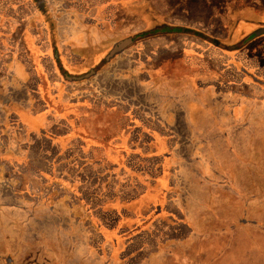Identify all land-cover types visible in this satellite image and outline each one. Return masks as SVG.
Here are the masks:
<instances>
[{
    "label": "crops",
    "instance_id": "0c3cea01",
    "mask_svg": "<svg viewBox=\"0 0 264 264\" xmlns=\"http://www.w3.org/2000/svg\"><path fill=\"white\" fill-rule=\"evenodd\" d=\"M217 1L176 3L184 22L165 15L155 22V14L147 12L148 27L192 31L156 36L167 40L156 44L162 47L156 56H169L156 73L170 74L156 82V96L145 98L149 82L143 81L134 82L142 90L137 95L116 99L97 83L88 92L70 90L91 85L110 66L103 70L97 63L103 54L114 55L111 36L100 37L90 28L66 33L59 28L63 5L50 15L36 12L28 1L0 0V185L27 184L22 169L34 163V152L42 153L45 169L30 182L55 185L64 193L39 197L47 209L56 199L66 210L57 214L52 208L48 214L64 213L68 223L57 229L73 248L62 264H264V0H226L215 8ZM192 11L200 20H187ZM70 19L73 28L87 24L79 16ZM92 44L97 52L89 56L85 51ZM53 104L70 116L52 112ZM90 121L99 124L91 128ZM32 122L40 126L33 135ZM101 134L116 141L94 146L91 135ZM34 138L48 142L49 150H33ZM75 146L84 148L87 161L62 157ZM70 165L72 173L83 165L93 169L88 182L95 191L89 197L81 193L84 180L65 174ZM6 166L12 177L2 180ZM111 167L124 174L100 175ZM13 194L20 198L23 192ZM231 197L238 200L237 209L232 204L236 214L220 215L223 200ZM110 214L113 223L106 218ZM212 219L228 226L208 230ZM19 231L42 232L36 223Z\"/></svg>",
    "mask_w": 264,
    "mask_h": 264
},
{
    "label": "rangeland",
    "instance_id": "374dc122",
    "mask_svg": "<svg viewBox=\"0 0 264 264\" xmlns=\"http://www.w3.org/2000/svg\"><path fill=\"white\" fill-rule=\"evenodd\" d=\"M176 1L178 0H48L49 5H45V12L48 14H50V12L51 14L53 12L56 14L58 11L57 9H60L63 5L64 15L60 17L61 20L59 24L61 27L59 28L64 29L66 33L71 34L73 33L72 31H76L77 28H80V31L90 28V31L94 33L97 32L100 37L111 36L114 39L112 44H114L116 41H119L122 36L126 37L125 35H128L133 38L139 32L143 31L144 28H148L146 29L147 31L138 34L139 39L136 38L134 43L109 67H107L103 73H101L97 81H94L91 85H79V87L82 88V91L78 90L79 87H75V89L71 88L70 90H73L74 92H85L86 90V92H88L89 87L94 86L97 83V87H108V90L101 89V91L106 93H109V91L112 92V94L117 95L116 99L132 98L137 95L139 91H142L134 82L150 81L149 85L145 84V98L154 95L156 96V73L154 74V72H152L153 67L151 66L152 64H155L154 66L156 67V54L161 53L159 50H162L160 49L162 47L156 46V44L159 43L164 45L167 43V40L156 41V36L153 37V35L156 34V32H161V35H169L175 30L180 29L174 28L173 26L165 27L156 24L153 27H148L149 23H147V18L145 16H148L147 12H150L155 14V22L156 16L163 17V15H165L168 20L184 22L186 17L185 15L180 14L179 8H176ZM222 1L223 0L218 1V3ZM172 9L175 10L173 13L169 14V11L171 12ZM195 12L199 13V10H195ZM195 12L193 15H188L187 20L193 19L198 21L199 15ZM74 16L84 18L85 21H87V24L75 28L69 26L68 24L71 21L70 18ZM94 22H96V25ZM89 23H91L90 26H88ZM122 24L125 26H121ZM261 31L263 32L264 29ZM149 36L151 37L144 39ZM92 45L93 46L88 47L87 51H85L89 56H94L97 52V50H95L96 45ZM74 51L78 52L77 55L79 54L82 57H85L80 50L74 48ZM128 83L129 85L127 86ZM15 98L21 100V94L17 93ZM117 102L120 101L117 100ZM42 140L43 139L36 138H34L33 141L30 140L33 143V150H37L40 146L43 147V149H46V151L49 150V146H47L49 143ZM146 141L147 137L144 142ZM20 143H24L23 138ZM72 149L74 150L73 152L65 151L62 157L64 159L69 158L70 161H72L74 157H80V162L88 160L87 156L82 151L84 148L75 146ZM41 156V152H34V163H32V167L22 169L24 175L27 177V184H20L18 181V184H14V186H9L7 184L0 185V264H62L55 256L62 252L64 244L58 243L55 240H50L51 243H48V241L43 238L44 236L42 237V234L49 235V238H54L56 235V227L60 224H67V221L62 223V219L64 218H58L59 215H48L51 213L52 208H55V212L58 214L63 210V205H59L58 201L53 199L49 202V205L53 207L47 209L45 205L43 206L41 202L38 201V199L39 197L44 196L46 192L54 191L58 194L57 196H62L64 193H62L61 190L57 192L58 188L55 185L45 186L40 184L39 181L34 182L35 180L30 182L32 176H36L37 172L45 169ZM255 157L258 158L259 156ZM121 165H123V163ZM86 166L87 165H83L77 173H72L71 171H73V169L72 165H70V169H68L69 171L65 170L64 172L68 176L77 177L76 179L79 178L82 182L84 180L86 184H81V193L85 197H89L95 190L89 187L88 181L89 179L94 178L95 174L93 169ZM100 171V175L102 176H108L109 174L116 175V173L124 174L123 172H119L115 167ZM19 172L20 171H17L16 176L20 175L18 174ZM2 174V180H5L8 176H10V178L12 177V173L7 166L4 167ZM21 178L23 180V176H21ZM14 189H16V192H23L22 197L19 198V196L13 194ZM109 189V191H111L112 188ZM31 192L33 193L32 196H30ZM227 195L228 194L225 193L224 196ZM231 199V201L223 200L225 205L223 204L224 207L220 210V215L229 216L236 214L238 200L232 197ZM232 204L236 205V209L232 207ZM4 207H11L12 212L8 213L3 210ZM106 218L110 223L114 222V218L111 214L107 215ZM253 219L263 220L260 217H253ZM257 222L262 223V221ZM35 223L40 224V230L43 233H33L31 231L28 233H21L19 231L24 225L31 226V224ZM10 224L17 226L15 227L17 230L14 228L9 230L8 226ZM85 224L87 223L83 221V226L79 227L83 232L86 229ZM226 226H228V223L222 222V219L220 221L212 219L206 223L208 230L220 229ZM81 236H83V234H81ZM206 236L209 235L206 234ZM210 237L214 238L216 236L210 235ZM189 251L192 253L193 248H190ZM155 258L156 257L153 258V261Z\"/></svg>",
    "mask_w": 264,
    "mask_h": 264
},
{
    "label": "flooded vegetation",
    "instance_id": "af4514ba",
    "mask_svg": "<svg viewBox=\"0 0 264 264\" xmlns=\"http://www.w3.org/2000/svg\"><path fill=\"white\" fill-rule=\"evenodd\" d=\"M8 1H16V0H8ZM19 1V0H18ZM20 1H28L29 3H31L32 5H34V9L36 10V12L37 11H41V12H44L45 13V10H44V8H45V5H49V4H46V2H48V0H20ZM221 1V0H220ZM229 1V0H228ZM241 0H239V2H240ZM253 0H250V2H252ZM176 3H182L181 2V0H178V1H176L175 2V5H176ZM224 3H226V0H223L222 2H220V3H218V1L217 2H214V3H212L213 4V7H215V8H223V5H224ZM248 2H246V1H243V5L244 6H246V4H247ZM190 4H192L191 3V0H190ZM195 4V3H194ZM241 5H242V3H240ZM254 4V3H253ZM194 5L192 4V7H193ZM175 9H172L171 10V12H170V14L171 13H173V11H174ZM223 11H224V9H223ZM179 12H180V14H182V15H184L181 11H180V9H179ZM194 14V11H192L191 13H190V15H193ZM186 17V16H185ZM194 18V17H193ZM198 18H199V20H200V14H199V16H198ZM227 20V19H226ZM121 26H125L124 24H122ZM127 26V25H126ZM146 29H148V28H144L143 29V31H141V32H145V31H147ZM180 30H175L174 32H180V33H182V32H188V31H190L191 29H189V28H179ZM163 31V30H162ZM192 31V30H191ZM141 32H139V33H141ZM173 32V33H174ZM138 33V34H139ZM138 34L136 35V36H134L133 38L132 37H129L128 35H125L126 37H124V36H122V38L119 40V41H116L114 44H112V46H111V48L109 49L110 50V52L112 51L113 53H114V55H108V57L105 55V54H103L104 56H103V58H102V56L100 57V60L98 61V66L97 67H101V68H103V70H105L106 69V67L107 66H109V65H111L119 56H121L122 54H123V52L128 48V47H130L133 43H134V41L136 40V38L137 39H139L138 38ZM20 34H19V32L17 33V36H19ZM158 35H161V32H156V34H154L153 35V37H155V36H158ZM151 36H149V37H146V38H144V39H148V38H150ZM16 38H18V37H16ZM118 53V54H117ZM110 54V53H109ZM169 56L167 55V53L165 54V55H163V56H159V57H157V59H156V67H158L159 65H161V63H163V61L164 60H166L167 58H168ZM163 58V59H162ZM155 64H152V66L151 67H153L152 68V72H154V74L156 73V67L154 66ZM161 67V66H160ZM159 69V68H158ZM85 72H81V73H73V74H71V76H75V75H83ZM68 74V73H67ZM169 71H167L166 69H164V71H160V72H157L156 73V78H155V81L156 82H165V80H167L168 78H169ZM146 82H149L150 83V81H146ZM145 82V83H146ZM48 107V106H47ZM52 112H63L64 113V115H67V116H70V113H69V111L68 110H66L65 108H64V110H62V107L61 106H59V105H52ZM24 123H25V121H23L22 123H20V126H23V128L25 127L24 126ZM103 123V122H102ZM114 123L116 124V125H119V126H125V121H114ZM140 123V122H139ZM32 125H31V131L29 132V134H32V133H34L35 134V131L34 130H37L38 128H40V126H34V123L32 122L31 123ZM85 124H87V123H85ZM98 124H99V121H90L89 122V125L91 126V128H92V126H94V125H97L98 126ZM128 124H130L131 126H133V125H135V124H137V121H130ZM36 128V129H35ZM25 129V128H24ZM130 129V128H129ZM90 130V132H92L91 130L92 129H89ZM88 132V134H89V131H87ZM77 134L79 133V130L76 132ZM76 133H74V134H76ZM33 135V134H32ZM91 136H93L94 137V139L95 140H93V144H94V146H103V145H110L111 144V142L114 140V138H113V140L111 139V140H108L107 139V141L105 140V138H104V136H103V134H101L100 136H95V135H91ZM114 141H116V140H114ZM129 141H131V138L129 139ZM131 143V142H130ZM95 144H97V145H95ZM28 167H32V165L31 166H28ZM27 167V168H28ZM26 168V169H27ZM38 174L40 173V171L39 172H37ZM33 177V176H32ZM36 181V180H35ZM40 182V181H39ZM38 182V183H39ZM40 184H42V183H40ZM43 185V184H42ZM33 195V193L31 192V194H30V196H32ZM38 201L40 202V199H38ZM61 212H64V213H66V210H62ZM60 213V212H59ZM58 213V214H59ZM64 213H62L61 215H59V217L58 218H64V219H62L63 220V222L62 223H64V222H66L67 220L65 219V217H64ZM68 224V223H67ZM67 224H64V226H67ZM59 226H63V224H60ZM59 227H56V232H55V237L54 238H52V237H48L49 235H46V240L48 241V243H51L50 242V240H57V239H61V240H63V244L65 245V249H63L62 250V252L61 253H58V255L57 256H55V257H57L58 259H59V261L62 263L63 261H64V259H63V256L65 255L64 253H67V252H69V251H71L73 248H72V245H71V243L69 242V237L68 236H66V233L65 232H59L57 229H58ZM81 234H83V236H81ZM77 235H78V237H80V240L82 239V237H84V233H83V231H81L80 230V228H78V231H77ZM63 254V255H62ZM81 255H82V253H80Z\"/></svg>",
    "mask_w": 264,
    "mask_h": 264
}]
</instances>
